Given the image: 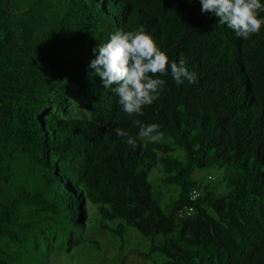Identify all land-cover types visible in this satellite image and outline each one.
I'll return each mask as SVG.
<instances>
[{"label": "trees", "instance_id": "trees-1", "mask_svg": "<svg viewBox=\"0 0 264 264\" xmlns=\"http://www.w3.org/2000/svg\"><path fill=\"white\" fill-rule=\"evenodd\" d=\"M89 205L155 264H264V0H0V264Z\"/></svg>", "mask_w": 264, "mask_h": 264}, {"label": "rangeland", "instance_id": "rangeland-1", "mask_svg": "<svg viewBox=\"0 0 264 264\" xmlns=\"http://www.w3.org/2000/svg\"><path fill=\"white\" fill-rule=\"evenodd\" d=\"M68 102H72L69 111L75 115L77 108L83 111L87 101L78 94L72 95ZM159 169H155L149 180L160 193L162 197V206L165 209L167 203L177 197V191L173 187L165 185L163 182L164 176L159 173ZM196 179L204 184H214L221 180L222 175L215 170L199 171L195 174ZM210 178V179H209ZM221 190H224V185H221ZM154 189V190H155ZM89 214L93 222L86 225L81 231L73 237L69 246L63 243V249L60 250L59 244L54 243L50 249L43 248V253L37 260L38 264H155L156 261L147 260L142 253H147L150 248V241L145 239L137 230L128 228L125 236V242L104 230L101 229L102 222L99 220L98 210L96 207L88 206ZM118 224L119 222H115ZM115 228V224H108ZM59 242V241H58ZM91 242L99 244L92 245ZM155 259H159L156 257Z\"/></svg>", "mask_w": 264, "mask_h": 264}, {"label": "built area", "instance_id": "built-area-1", "mask_svg": "<svg viewBox=\"0 0 264 264\" xmlns=\"http://www.w3.org/2000/svg\"><path fill=\"white\" fill-rule=\"evenodd\" d=\"M200 196V194L197 192V191H193L192 194H191V201H195L197 200V198ZM194 212V209L192 207H186L184 208L183 210H181L179 212V216L180 217H184V216H190L192 215Z\"/></svg>", "mask_w": 264, "mask_h": 264}]
</instances>
